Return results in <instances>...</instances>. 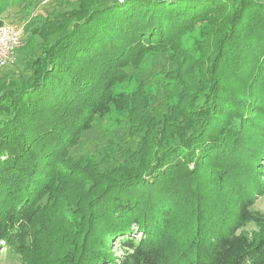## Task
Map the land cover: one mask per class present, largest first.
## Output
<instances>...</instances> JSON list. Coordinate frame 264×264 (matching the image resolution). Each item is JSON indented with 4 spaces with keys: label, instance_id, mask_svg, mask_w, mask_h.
I'll list each match as a JSON object with an SVG mask.
<instances>
[{
    "label": "trees",
    "instance_id": "1",
    "mask_svg": "<svg viewBox=\"0 0 264 264\" xmlns=\"http://www.w3.org/2000/svg\"><path fill=\"white\" fill-rule=\"evenodd\" d=\"M25 47L28 76L0 77V250L22 264H264V0H77ZM162 54L155 115L139 74ZM111 114L136 149L103 169L74 157Z\"/></svg>",
    "mask_w": 264,
    "mask_h": 264
},
{
    "label": "rangeland",
    "instance_id": "2",
    "mask_svg": "<svg viewBox=\"0 0 264 264\" xmlns=\"http://www.w3.org/2000/svg\"><path fill=\"white\" fill-rule=\"evenodd\" d=\"M96 1L105 4L112 0ZM117 1L122 3L124 0ZM76 3L77 0H0V26H12L21 31V45L15 55V64L0 69V77L6 75L16 79L20 76H28L27 61L34 53L30 54V49L26 48L25 44L31 31L51 16L70 11ZM34 40L35 44H38L37 38ZM167 68L166 55L162 54L155 57L151 65L139 74L152 91L151 111L155 115L164 112L166 87L161 82V78ZM120 120L116 114L95 119L92 129L82 136L71 154L74 157H90L102 169L110 167L114 161L121 162L123 152L135 150L138 139L129 133L127 124ZM252 209L264 217V195L255 200ZM256 230L257 227L253 224L245 228L247 232ZM0 264H22V262L16 254L1 249Z\"/></svg>",
    "mask_w": 264,
    "mask_h": 264
},
{
    "label": "built area",
    "instance_id": "3",
    "mask_svg": "<svg viewBox=\"0 0 264 264\" xmlns=\"http://www.w3.org/2000/svg\"><path fill=\"white\" fill-rule=\"evenodd\" d=\"M21 45V31L12 26H0V69L12 66L16 50Z\"/></svg>",
    "mask_w": 264,
    "mask_h": 264
}]
</instances>
